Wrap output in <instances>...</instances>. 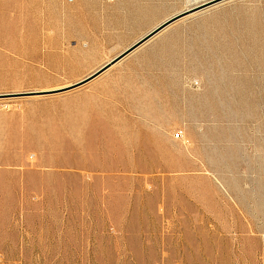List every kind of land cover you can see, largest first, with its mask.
<instances>
[{"label": "rangeland", "instance_id": "rangeland-1", "mask_svg": "<svg viewBox=\"0 0 264 264\" xmlns=\"http://www.w3.org/2000/svg\"><path fill=\"white\" fill-rule=\"evenodd\" d=\"M198 1L0 0V264H264V0L59 89Z\"/></svg>", "mask_w": 264, "mask_h": 264}, {"label": "water", "instance_id": "water-1", "mask_svg": "<svg viewBox=\"0 0 264 264\" xmlns=\"http://www.w3.org/2000/svg\"><path fill=\"white\" fill-rule=\"evenodd\" d=\"M227 1H229V0H209L207 2L200 4V5L194 6L190 9H186V10H184V11H182L176 15H173L169 19H166L165 21H163L161 24H159L157 27H155L153 30H151L149 33H147L145 36L140 38L138 41H136L133 45L128 47L126 50H124L118 56L113 58L111 61L107 62L100 69H98L97 71L88 75L87 77L73 83L69 87H65L63 89H60V91L61 90L69 91L72 89H76V88H79V87L91 82L92 80H94L95 78L100 76L102 73H104L106 70H108L111 66H113L114 64H116L120 60L124 59L125 57H127L128 55L133 53L134 51H136L138 48H140L141 46L146 44L149 40H151L153 37H155L158 33L162 32L163 30H165L166 28H168L172 24L176 23L177 21H179L183 18H186L192 14L199 13L205 9H210L214 6H217V5L222 4L224 2H227ZM25 94H27V93H24V92L23 93H4V94H0V98H14V97H20V96L25 95Z\"/></svg>", "mask_w": 264, "mask_h": 264}, {"label": "bare ground", "instance_id": "bare-ground-1", "mask_svg": "<svg viewBox=\"0 0 264 264\" xmlns=\"http://www.w3.org/2000/svg\"><path fill=\"white\" fill-rule=\"evenodd\" d=\"M199 1H200V0H199ZM199 1H198V2H199ZM201 1H202V0H201ZM201 1H200V3L197 4V5H200V4H202V3H204V2H207V1H209V0H204V1H202V2H201ZM194 2H195V1H194ZM192 5H193V4H192ZM192 5H191V6H192ZM197 5H195V6H197ZM193 6H194V5H193ZM189 9H190V8H189ZM168 19H169V18H168ZM71 85H72V84H71ZM69 86H70V85H69ZM69 86H66V87H69ZM63 88H65V87H62V88H59V89H63ZM55 90H58V89H55ZM52 91H54V90H52Z\"/></svg>", "mask_w": 264, "mask_h": 264}, {"label": "crops", "instance_id": "crops-1", "mask_svg": "<svg viewBox=\"0 0 264 264\" xmlns=\"http://www.w3.org/2000/svg\"><path fill=\"white\" fill-rule=\"evenodd\" d=\"M138 41V40H137ZM133 45V44H132ZM130 47V46H129Z\"/></svg>", "mask_w": 264, "mask_h": 264}]
</instances>
